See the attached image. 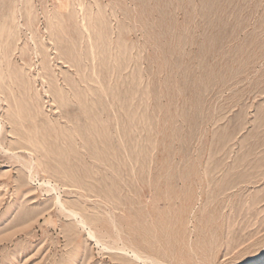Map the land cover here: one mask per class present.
<instances>
[{
	"label": "rangeland",
	"instance_id": "rangeland-1",
	"mask_svg": "<svg viewBox=\"0 0 264 264\" xmlns=\"http://www.w3.org/2000/svg\"><path fill=\"white\" fill-rule=\"evenodd\" d=\"M133 251L264 256V0H0V264Z\"/></svg>",
	"mask_w": 264,
	"mask_h": 264
},
{
	"label": "bare ground",
	"instance_id": "bare-ground-1",
	"mask_svg": "<svg viewBox=\"0 0 264 264\" xmlns=\"http://www.w3.org/2000/svg\"><path fill=\"white\" fill-rule=\"evenodd\" d=\"M4 149V148H3ZM53 188V187H52ZM54 189V188H53ZM68 210V209H67ZM69 213L71 215H74L76 216L75 213L69 211ZM81 218V217H80ZM78 219L80 220L81 223H83L82 219ZM105 248V247H104ZM125 250V249H124ZM137 251V250H136ZM133 256L135 257V259H138L140 261H142L144 264H159L158 261L154 258H151V256H148V255H145V254H140L138 252H134L133 251ZM145 256V257H144ZM149 259V262L147 261ZM264 260V256H260V257H256L254 261V264H259L260 262H262ZM252 261V262H253ZM252 262H249V263H242V264H251Z\"/></svg>",
	"mask_w": 264,
	"mask_h": 264
}]
</instances>
